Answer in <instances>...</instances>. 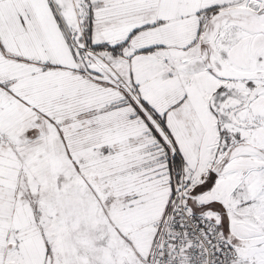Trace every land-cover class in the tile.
I'll list each match as a JSON object with an SVG mask.
<instances>
[{
    "label": "snow or ice",
    "instance_id": "obj_1",
    "mask_svg": "<svg viewBox=\"0 0 264 264\" xmlns=\"http://www.w3.org/2000/svg\"><path fill=\"white\" fill-rule=\"evenodd\" d=\"M0 264H264V0H0Z\"/></svg>",
    "mask_w": 264,
    "mask_h": 264
}]
</instances>
